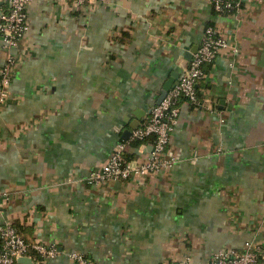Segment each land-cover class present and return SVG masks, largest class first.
Masks as SVG:
<instances>
[{
	"label": "crops",
	"instance_id": "crops-1",
	"mask_svg": "<svg viewBox=\"0 0 264 264\" xmlns=\"http://www.w3.org/2000/svg\"><path fill=\"white\" fill-rule=\"evenodd\" d=\"M26 13L18 47L0 41V70L8 55L16 63L0 104V221L56 248L38 264H74L72 254L207 264L248 242L264 264V0H240L230 15L211 0H32ZM207 27L230 47L198 83V104L176 106L171 165L95 185L92 172L119 143L130 161L149 158L150 144L129 145L132 133L179 82ZM30 256L16 264H37Z\"/></svg>",
	"mask_w": 264,
	"mask_h": 264
},
{
	"label": "built area",
	"instance_id": "built-area-1",
	"mask_svg": "<svg viewBox=\"0 0 264 264\" xmlns=\"http://www.w3.org/2000/svg\"><path fill=\"white\" fill-rule=\"evenodd\" d=\"M31 1L0 0V41L3 49L7 51L16 49L24 39L28 26L26 8ZM68 1L76 7L88 5L92 1L97 4L107 2V0ZM211 5L218 14L229 13L232 10L236 12L239 9L240 0H211ZM228 47H230L228 42L216 35L212 27L205 29L202 41L184 69L179 82L168 91L159 104L152 107L146 126L132 133L131 139L141 140L148 136H155L149 158L142 162H126L124 159L126 145L119 143L107 161L92 172L90 177L95 185H104L109 180L125 181L135 177L142 178L158 171L162 166L171 165L165 158V149L170 143L171 133L177 122L178 110L174 104L181 97L186 98V102L191 105L198 104L195 86L204 77L203 65L213 62L220 51ZM15 67L13 55H8L0 70V104L7 98L6 88L11 83L10 74ZM1 199L6 200L2 192H0ZM0 242V264H16L19 258H31V251L38 257L35 259L37 264L53 260L58 255L54 246L39 242L26 243L9 218L0 221ZM260 256L259 248L248 242L243 251L223 249L216 252L207 264H260ZM70 257L74 264H95L83 255L72 254Z\"/></svg>",
	"mask_w": 264,
	"mask_h": 264
},
{
	"label": "trees",
	"instance_id": "trees-1",
	"mask_svg": "<svg viewBox=\"0 0 264 264\" xmlns=\"http://www.w3.org/2000/svg\"><path fill=\"white\" fill-rule=\"evenodd\" d=\"M214 10V9H213ZM217 13V12H216ZM232 13H234V11L232 10L231 12H229V13H221L220 15H230V14H232ZM218 14V13H217ZM216 34V33H215ZM217 35V34H216ZM214 62V61H213ZM213 62H211V63H208V64H204L203 65V72H204V77H202L198 82H197V84H196V86H195V91H196V97H197V101H198V99H199V93H198V83L199 82H201V81H203L204 79H205V77H206V69H207V67L209 66V65H211ZM13 70V72H14V69H12ZM13 72L10 74V76H11V79H12V77H13ZM182 100H184V101H186L187 99L186 98H184V97H181V98H179L176 102H175V106H178V104H179V102L180 101H182ZM147 124V123H146ZM146 124L145 125H143L142 127H145L146 126ZM142 127H140V128H142ZM154 141H155V136H148V137H145V138H143V139H130V143H129V145L131 146V147H133V148H140L141 146H143V145H145V144H153L154 143ZM133 158H134V156H129V155H127V154H125V156H124V159H125V161L126 162H128V161H130V160H133ZM13 226H14V224H13ZM16 229H18L17 228V226L15 225L14 226ZM18 233H20V232H18ZM25 240V239H24ZM25 242L26 243H29L30 244V242H27L26 240H25ZM1 243V242H0ZM30 254L31 255H35V253L33 252V251H31L30 252ZM36 256V255H35Z\"/></svg>",
	"mask_w": 264,
	"mask_h": 264
},
{
	"label": "water",
	"instance_id": "water-1",
	"mask_svg": "<svg viewBox=\"0 0 264 264\" xmlns=\"http://www.w3.org/2000/svg\"><path fill=\"white\" fill-rule=\"evenodd\" d=\"M171 87H172V85H170V86L166 85V86L163 88V91H162V93H161V96H160V98L158 99L156 105L159 104V103L165 98L166 94H167L168 91L171 89ZM131 128H133V127H131ZM136 129H138V128H135V130H136ZM129 133H130V132H129ZM17 261H18V262H24V263H31L30 260H29L28 258H25V257H23V258H19Z\"/></svg>",
	"mask_w": 264,
	"mask_h": 264
}]
</instances>
